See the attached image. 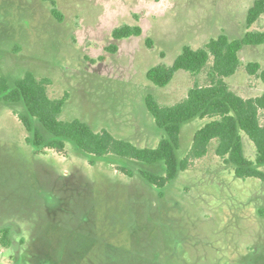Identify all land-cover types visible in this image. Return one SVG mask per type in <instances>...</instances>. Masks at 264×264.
Masks as SVG:
<instances>
[{
  "label": "rangeland",
  "instance_id": "374dc122",
  "mask_svg": "<svg viewBox=\"0 0 264 264\" xmlns=\"http://www.w3.org/2000/svg\"><path fill=\"white\" fill-rule=\"evenodd\" d=\"M52 1L60 21L48 0H0V78L12 84L31 72L48 80L50 98H67L60 119L156 148L161 133L145 97L173 105L205 75L179 71L159 88L146 72L172 65L184 46L197 49L222 32L240 37L255 0ZM124 24L140 26L141 37L118 41L117 51L107 53L112 30ZM263 25L264 17L251 30ZM239 58L229 89L261 96L264 84L245 66L264 65V45L244 47ZM21 112L0 103V229L9 227L12 240L0 246V264H264V182L236 178L214 143L159 196L137 173L118 169L162 176L160 164L109 155L90 165L69 142L63 153L36 154ZM205 122L183 126L181 159ZM243 145L253 160L252 143L244 137Z\"/></svg>",
  "mask_w": 264,
  "mask_h": 264
},
{
  "label": "trees",
  "instance_id": "16d2710c",
  "mask_svg": "<svg viewBox=\"0 0 264 264\" xmlns=\"http://www.w3.org/2000/svg\"><path fill=\"white\" fill-rule=\"evenodd\" d=\"M48 1L51 13L60 21L55 2ZM262 17L264 0H255L247 11L245 31L240 37L231 39L222 32L197 49L184 46L172 65L159 63L146 72V79L159 88L166 87L179 71L194 77L205 75L202 83L194 81L186 97L173 105L162 106L152 96L145 97V108L161 133L156 148H139L130 141L114 137L105 129L95 131L78 119H60L67 98H50L48 80H38L31 72L12 84L6 78H0V103L22 108L19 121L28 134L27 143L36 154H45L47 150L63 153L65 143L69 142L89 159L90 165L96 163L93 158L109 155L148 166L162 165V176L124 167L118 169L127 177L137 173L159 190V196L180 172L187 170L193 161L203 158L212 143L214 154L232 168L236 178H255L264 182V93L243 98L231 91L226 83L242 67L239 58L242 49L264 45V25L251 30ZM141 35L142 28L138 25L116 27L111 32L114 43L105 50L113 54L118 49L116 42ZM147 41L150 47L151 42ZM245 70L264 84V65L249 62ZM194 120L206 122L195 131L192 146L181 159L178 155L181 130ZM244 137L254 147L253 160L245 156ZM10 232L9 227L0 229V246L4 249L12 244Z\"/></svg>",
  "mask_w": 264,
  "mask_h": 264
}]
</instances>
